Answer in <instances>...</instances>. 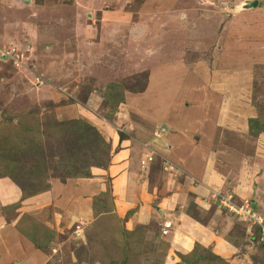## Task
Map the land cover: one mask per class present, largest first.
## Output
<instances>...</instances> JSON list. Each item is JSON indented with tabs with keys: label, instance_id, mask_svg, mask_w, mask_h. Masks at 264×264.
Instances as JSON below:
<instances>
[{
	"label": "rangeland",
	"instance_id": "374dc122",
	"mask_svg": "<svg viewBox=\"0 0 264 264\" xmlns=\"http://www.w3.org/2000/svg\"><path fill=\"white\" fill-rule=\"evenodd\" d=\"M246 1L0 0V181L18 187L28 200L48 194L54 184L95 180V169L112 166L117 152L112 139L124 141L130 125H141L136 101L128 104L126 96L142 94L151 83L157 89L153 73L196 86L202 81L220 98L218 129L229 147L250 154L259 144L264 156V35L256 31L260 20L264 24V10H245L249 14L240 17ZM176 67L182 68L173 73ZM148 129L159 142L155 132L163 128ZM254 160L246 159L237 189L226 188L225 181L210 190L203 207L229 213L221 204L229 196L238 205L251 204ZM137 165L124 177L142 168L149 171L151 185L140 178L133 199H146L149 192L158 197L154 177L171 165L155 151ZM114 178L105 177L106 186L99 192L98 184L91 202L76 204L74 213L50 205L42 208L40 222L24 213L30 207L18 219L20 204L0 211L18 221L16 228L42 251V264H163L168 243L154 236L159 232L136 225L132 214L117 215L125 200L114 194ZM211 208L203 220L201 212L196 217L202 224L214 223L213 230L224 236L230 229L225 214L213 222ZM77 211L87 217H77ZM229 215L235 219L234 246L254 240L250 253L259 248L256 259L264 264L258 228ZM193 246L203 264H226L209 254V246Z\"/></svg>",
	"mask_w": 264,
	"mask_h": 264
},
{
	"label": "crops",
	"instance_id": "0c3cea01",
	"mask_svg": "<svg viewBox=\"0 0 264 264\" xmlns=\"http://www.w3.org/2000/svg\"><path fill=\"white\" fill-rule=\"evenodd\" d=\"M248 1L258 2L256 11L264 10V6H261L264 0ZM246 12L248 11L240 9L237 15L246 16L249 14ZM243 20L246 33L248 29L245 19ZM257 25L256 31L260 32V35L257 36L262 37L264 24L260 20ZM181 68L176 67L173 73H177ZM185 71L189 72L187 69ZM153 76L157 79V89L152 87L151 83L150 87L146 88L142 94L126 96L128 104H133L136 101L137 107L134 109L139 116L141 125L138 127L130 125V133H126L128 138H125L124 141H121L119 136L112 139L113 148L117 149V152L113 155L112 166L109 170L95 169L93 171L95 180H78L60 186L54 184L52 191L40 196L39 199L24 200L18 187L7 180H2L0 181V210H7L10 206L20 204L16 210L18 219L21 217L20 212H24V208L30 207L29 212L24 213L35 217L40 222L44 213L42 208H49L50 205L63 206L67 211L74 213L76 204L83 206V204L88 205V202H91L89 197L95 195L98 184H100L99 192L106 186L105 177L116 174L117 178L113 179L114 194L125 200L121 204L117 202L119 204L116 210L117 215L126 219L132 214L130 219L134 220L136 225L150 226L153 235L159 232L160 237L154 236L158 240L168 243L163 264H184L180 255L190 260L191 263L200 259L201 257L199 258V255L195 254L193 245L195 247L197 245L209 246L212 250V253L209 254L222 258L226 264H259V258L256 259V255L260 249L258 248L254 254L250 253L251 246L256 244L254 240L249 238L245 240L244 247H236L230 240L231 221L235 222V219L228 212L219 209L214 211L213 207L215 206L212 208L210 206L213 211L210 214L213 222L215 220H217L216 223L220 222L224 217L220 212L225 214V221L230 225V229L224 233V236L218 235L219 233L215 232V229L213 230L214 223L210 221V224H202L196 217L201 212L202 216L198 217L203 220L207 210L210 209L203 207V201H206L205 204L209 202L206 199L210 196L211 189L222 188L225 186V181L228 183L226 188H230V190L238 188L241 183V175L247 168L246 159L248 156H253L256 168L250 179L253 187L250 193L251 204L257 212L264 214V156L260 153L259 144L250 154H247L246 150L229 147V142L225 141L224 133L222 135L218 129L220 120L216 116V110L219 109L217 100L220 98L212 91L209 92L205 88L207 85L202 81L196 86L189 81L184 84L183 81L176 80L174 76L168 79L156 73H153ZM185 78L187 77L184 76V80ZM217 90L220 92L223 89ZM131 99L132 103H130ZM159 126L165 129L166 133L162 140L156 142L153 131L149 132L148 127L153 129ZM134 130L137 131L134 133ZM107 136H112V134L108 133ZM152 138L153 145L150 144ZM152 151H155L157 156H162L164 161H167L173 168L169 166V170L164 169L156 179L154 177L152 187L155 192L158 189V197L153 192H149L146 199L135 200L133 197L137 196L140 189L139 179L142 178V182H147L149 171L144 172L142 168L137 169L136 173L133 171L130 174L128 171L126 177H124V173L131 165L138 166V163L146 160ZM220 165L226 170L223 175ZM171 168L174 169L173 173L176 179L171 176L172 172L170 171H173L170 170ZM261 170L263 173L260 175ZM147 183L151 185L150 181ZM256 193L257 198L254 199ZM39 200H41L40 203ZM1 211L0 264H42V251L16 228L18 221L6 217ZM76 216L87 217L83 211H77ZM165 223L171 224L167 236L162 235ZM247 233L252 234L251 228Z\"/></svg>",
	"mask_w": 264,
	"mask_h": 264
},
{
	"label": "built area",
	"instance_id": "2783aa9c",
	"mask_svg": "<svg viewBox=\"0 0 264 264\" xmlns=\"http://www.w3.org/2000/svg\"><path fill=\"white\" fill-rule=\"evenodd\" d=\"M10 54L4 56L8 57ZM165 129H161L160 131L155 132V139L156 140H162ZM221 204H223L224 208L229 211L230 214H232L234 217L238 218L239 220L243 221L244 223L252 224V226L257 227L261 233L262 240L264 242V214H260L256 211L255 207L252 206V204L247 205H238L234 200L232 196H229L227 198H223ZM241 218V219H240ZM171 227L170 223H165L163 225V234L168 235L169 234V228Z\"/></svg>",
	"mask_w": 264,
	"mask_h": 264
},
{
	"label": "water",
	"instance_id": "95a60500",
	"mask_svg": "<svg viewBox=\"0 0 264 264\" xmlns=\"http://www.w3.org/2000/svg\"><path fill=\"white\" fill-rule=\"evenodd\" d=\"M258 7V2L257 1H246L243 4V11L244 10H251V9H255Z\"/></svg>",
	"mask_w": 264,
	"mask_h": 264
},
{
	"label": "trees",
	"instance_id": "16d2710c",
	"mask_svg": "<svg viewBox=\"0 0 264 264\" xmlns=\"http://www.w3.org/2000/svg\"><path fill=\"white\" fill-rule=\"evenodd\" d=\"M121 139L123 140L122 137H121ZM239 226H241V225H239ZM258 230H259V229H258ZM181 258H182V262H183L184 264H203L202 260H200V259H198V260H196L195 262L191 263L190 260H187V258H185V257H183V256H181Z\"/></svg>",
	"mask_w": 264,
	"mask_h": 264
},
{
	"label": "clouds",
	"instance_id": "9594fccd",
	"mask_svg": "<svg viewBox=\"0 0 264 264\" xmlns=\"http://www.w3.org/2000/svg\"><path fill=\"white\" fill-rule=\"evenodd\" d=\"M3 58H6V57L3 56ZM165 133H166V132H165ZM164 135H165V134H164ZM223 208H224V207H223ZM224 209H225V208H224ZM226 210H227V209H226ZM162 235H164L163 232H162ZM164 236H166V235H164Z\"/></svg>",
	"mask_w": 264,
	"mask_h": 264
}]
</instances>
